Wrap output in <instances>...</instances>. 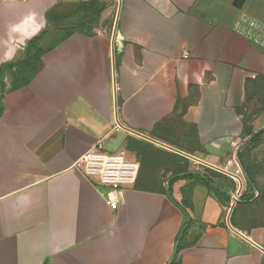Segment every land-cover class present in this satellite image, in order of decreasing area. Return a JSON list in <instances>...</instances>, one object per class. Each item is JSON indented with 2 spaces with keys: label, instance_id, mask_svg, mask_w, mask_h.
<instances>
[{
  "label": "crops",
  "instance_id": "crops-1",
  "mask_svg": "<svg viewBox=\"0 0 264 264\" xmlns=\"http://www.w3.org/2000/svg\"><path fill=\"white\" fill-rule=\"evenodd\" d=\"M98 144L264 164V0H0V264H170L177 244L175 264H264L255 203L228 225L202 172L164 192L138 172L111 211L74 168Z\"/></svg>",
  "mask_w": 264,
  "mask_h": 264
},
{
  "label": "rangeland",
  "instance_id": "rangeland-1",
  "mask_svg": "<svg viewBox=\"0 0 264 264\" xmlns=\"http://www.w3.org/2000/svg\"><path fill=\"white\" fill-rule=\"evenodd\" d=\"M229 12V9H227L226 15L230 14ZM239 15L240 14L238 13L237 17ZM133 145L135 146L138 144L134 143L132 146ZM140 149V151H142L143 147L140 146ZM143 150L144 151L141 152L142 155L140 156L139 177H143L145 179L146 188L152 191H166L171 179L177 177L180 173L185 174L192 170L208 175L214 171L192 159H182L176 155L168 153L159 154L147 151L145 148ZM127 151L129 152L130 150ZM131 152L132 151H130V153ZM135 152L138 153L137 151ZM240 152V154H242V159L239 160L238 158V166L242 169L245 175L244 187L246 196H253L254 199L257 198L258 212L264 215V164L255 163L256 150L247 146L242 148ZM136 153L134 155L137 156ZM258 154L260 156V160L264 161V149L258 150ZM226 167H228L229 171H233L235 169L234 165ZM246 170L248 171V174L246 173ZM168 173H171L169 177ZM216 182L224 185L228 190H235L236 183L232 178L223 176V178H220ZM254 194L257 195L254 197ZM258 215L260 216V214Z\"/></svg>",
  "mask_w": 264,
  "mask_h": 264
},
{
  "label": "built area",
  "instance_id": "built-area-1",
  "mask_svg": "<svg viewBox=\"0 0 264 264\" xmlns=\"http://www.w3.org/2000/svg\"><path fill=\"white\" fill-rule=\"evenodd\" d=\"M74 168L98 186L105 188L104 197L111 211H116L124 200V192L132 188L137 180L139 165L129 160L123 151L109 154L103 151L98 144L76 160ZM229 178H232L236 187L230 194V205L238 202L245 193V175L242 169L235 165L233 171L222 169ZM257 194H254V197Z\"/></svg>",
  "mask_w": 264,
  "mask_h": 264
},
{
  "label": "trees",
  "instance_id": "trees-1",
  "mask_svg": "<svg viewBox=\"0 0 264 264\" xmlns=\"http://www.w3.org/2000/svg\"><path fill=\"white\" fill-rule=\"evenodd\" d=\"M36 44H37V39H33L32 41L28 42L27 48L25 49L23 58L20 59V60H18V61H16L17 64H18L17 65L18 67L22 65V71L23 72H25V71L30 70L31 68H33V66H34V63L33 62H34V60H36V57L39 56V51L38 50H35L33 57H29V53H28L29 50L33 49ZM17 71L19 72L20 70L17 69ZM19 75L20 74H18V76ZM247 146L249 148H252L251 147V144H247L245 147H247ZM238 158H239V160H241L242 159V154H238ZM246 173L248 174V171L247 170H246ZM206 176L207 177H205V176L199 177L198 176L197 179H196L197 182L200 183L201 185L205 186L206 189L213 194V196L218 200V202L220 204H222L223 206H228V203H230V197L228 196L227 192L228 191H232L233 192L234 189L228 190L226 188L227 190H224L222 188V187H225L224 185H222V184L214 181V179H216L218 181L220 178H223V175H221V174H219L217 172L212 171L210 174H208ZM184 177H186L188 179H191L192 178L191 175H185ZM243 200H247V201L252 200L255 203V206H256L255 213L257 215L260 214L261 218L264 219V215H262L260 212H258V209H257V207H258L257 206V203H258L257 198L254 199L253 196L252 197H249V196H246V193H243L240 196L238 202L243 201ZM171 201H172V203H174L175 205H177L179 207V209L184 213V215H187V213L185 212V210L183 209V207L181 205L175 203L173 200H171ZM238 202H236V203H238ZM233 213H234V209H233V211L231 213V216H230L231 219H232ZM186 227H187V222L182 227V230L180 232L181 235L184 234V232L186 230ZM180 249H181V245L177 244L175 253L173 255V260H172V262L170 264H175V259H176L177 254H178V252H179Z\"/></svg>",
  "mask_w": 264,
  "mask_h": 264
},
{
  "label": "water",
  "instance_id": "water-1",
  "mask_svg": "<svg viewBox=\"0 0 264 264\" xmlns=\"http://www.w3.org/2000/svg\"><path fill=\"white\" fill-rule=\"evenodd\" d=\"M143 138H144V139H147V140H150V139H148V138H146V137H143ZM150 141H152V140H150ZM156 143H157V142H156ZM157 144L163 146V145L160 144V143H157ZM180 154H182V153H180ZM182 155H184V154H182ZM185 156H186V155H185ZM187 157H189V156H187ZM189 158L198 161V162L201 163L202 165H205V166H208V167H210V168H212V169H215L216 171H218V172H220V173H223V174L226 173L224 170H222V169H220V168H216V167H214V166H211V165L207 164L206 161H205L204 159H201V158H194V157H189ZM233 206H234V204H232V205L230 206L229 211H228V215H227V223H228V225H229V216H230V213H231V211H232V209H233Z\"/></svg>",
  "mask_w": 264,
  "mask_h": 264
}]
</instances>
